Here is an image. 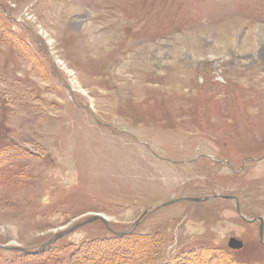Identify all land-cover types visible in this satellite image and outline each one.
<instances>
[{"label":"rangeland","instance_id":"obj_1","mask_svg":"<svg viewBox=\"0 0 264 264\" xmlns=\"http://www.w3.org/2000/svg\"><path fill=\"white\" fill-rule=\"evenodd\" d=\"M0 264H264V0H0Z\"/></svg>","mask_w":264,"mask_h":264},{"label":"water","instance_id":"obj_2","mask_svg":"<svg viewBox=\"0 0 264 264\" xmlns=\"http://www.w3.org/2000/svg\"><path fill=\"white\" fill-rule=\"evenodd\" d=\"M217 197L234 201L235 206H236V208H235L236 209V212L239 213L238 202H237V199L235 197H230V196L229 197L217 196ZM209 199L210 198H208V197L207 198H180V199H174V200L167 201L166 203H163L162 205L156 206V209H158L160 207H165V206L174 204V203H176L178 201H182V200L191 201V202H195V203H200V202L207 201ZM146 213H147V210L142 214V216L145 215ZM96 220L101 221L105 225L106 229L110 233H112V234H114L116 236H121V235L125 234V233H118V232H114V231L110 230L109 229V226L107 224V220L104 217H101L98 214H94L92 217H90L89 219L83 221L82 223H79V224L73 226L72 228H70V229H68V230H66L64 232H61V233L55 235L52 239H50L49 241H47L46 243H44L38 250L32 252V254H38L45 247L51 245L56 240L62 238L66 234H69V233L73 232L74 230L80 228L81 226H83L85 224H89L91 222H95ZM259 222H260V224H259V240H260L261 243H263V241H262L263 224H262L261 219H260ZM135 223L138 224L139 223V220H137ZM228 245H229L230 249H232V250H238V249H241L242 248V243L240 241L236 240V239H233V238L229 240Z\"/></svg>","mask_w":264,"mask_h":264},{"label":"bare ground","instance_id":"obj_3","mask_svg":"<svg viewBox=\"0 0 264 264\" xmlns=\"http://www.w3.org/2000/svg\"><path fill=\"white\" fill-rule=\"evenodd\" d=\"M64 66V64H62L61 65V67H63ZM63 69H64V71L63 72H65L66 73V71H67V68H65V67H63ZM68 73V72H67ZM74 90L75 91H77V92H82V93H84V91L83 90H81L80 89V87H78V85L76 84V82L74 83ZM163 202H165V201H163ZM239 208H240V206H239ZM242 214V213H241ZM243 215V214H242ZM250 223H251V221H249Z\"/></svg>","mask_w":264,"mask_h":264},{"label":"trees","instance_id":"obj_4","mask_svg":"<svg viewBox=\"0 0 264 264\" xmlns=\"http://www.w3.org/2000/svg\"><path fill=\"white\" fill-rule=\"evenodd\" d=\"M115 236V235H114ZM117 237H122V236H117ZM46 249H48V248H46ZM42 254V253H41ZM40 255V254H39Z\"/></svg>","mask_w":264,"mask_h":264}]
</instances>
